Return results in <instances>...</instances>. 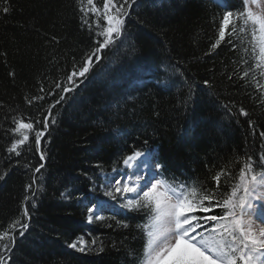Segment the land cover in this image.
I'll list each match as a JSON object with an SVG mask.
<instances>
[{"label":"trees","instance_id":"16d2710c","mask_svg":"<svg viewBox=\"0 0 264 264\" xmlns=\"http://www.w3.org/2000/svg\"><path fill=\"white\" fill-rule=\"evenodd\" d=\"M9 2L10 13L0 11V174L8 171L0 181V230L20 214L23 197L30 195L25 185L32 172L24 165L41 163L32 136L33 151L25 146L20 157L7 159L10 118L42 119L56 97L32 105L24 97L44 95L41 85L48 90L53 82L66 84L73 66L78 69L95 40H102L81 27L76 0ZM221 11L212 0H139L124 35L103 49L99 60L93 58L86 78H79L83 82L78 80L79 87L53 109L56 123L42 141L45 168L37 174L43 191L33 198L35 208L29 202V228L17 236L10 264H126V249L142 247L136 224L144 217L121 209L104 190L105 177L112 180L133 149L154 153L169 179L198 178L212 186L211 175L222 165L261 151L264 105L249 95H256L252 85L228 80L238 53L225 42L205 55L216 37L218 17L213 18ZM188 84L192 98L184 105ZM240 107L250 116L239 115ZM248 119L257 126L255 138ZM88 201L105 204L104 221L86 222ZM113 216L130 227H117ZM81 235L102 242L104 251L69 249L67 243Z\"/></svg>","mask_w":264,"mask_h":264},{"label":"snow or ice","instance_id":"6c2138e0","mask_svg":"<svg viewBox=\"0 0 264 264\" xmlns=\"http://www.w3.org/2000/svg\"><path fill=\"white\" fill-rule=\"evenodd\" d=\"M76 2L81 13V27H87L90 33L94 32L102 40H95L96 46L85 54L78 69L73 66V71L65 78L66 84L53 82L54 87L48 90L41 85L39 92L44 95L24 97L28 105L45 100V96L56 97L41 113L42 119L37 117L33 120L22 114L10 118L13 126L6 129V134L10 135V143L6 147L7 159L13 155L20 157L25 146L28 151H33L30 144L32 136L34 151L39 154L41 163L34 167L24 165L32 172L31 182L25 185V192L30 195L23 197L20 214L0 230V264L12 261L17 236L23 237L29 228V202L35 208L33 198L43 191V184L38 183L42 181V176L37 174L45 168L43 161L46 160V153L42 150V141L50 125L56 123L53 109L65 102L68 99L66 94L75 91L83 82L79 78H86L93 67V58L99 60L100 52L124 35L126 20L134 6L139 5V0H101L100 6L96 0ZM156 2L153 0L154 4ZM212 2L222 11L213 18L216 20L218 17L216 37L205 55L214 52L222 43L229 44L238 53V59L232 62L233 70L228 80L232 81L235 77L237 81H243L245 87L252 85L256 95H249L254 102L264 105V0ZM160 3L163 4V0ZM11 10L9 0H0L3 14L7 15ZM176 71L180 72L179 68ZM9 75L14 76V73ZM180 75L183 76V73ZM203 83L207 88L212 87L209 80ZM187 87V98L182 101L184 105L192 98V85ZM239 115L249 117L250 113L240 107ZM247 123L255 138L258 131L255 121L248 119ZM258 135L264 138V131H259ZM260 147L261 151L255 154V158L245 152L243 156L237 155L234 161L222 165L211 175L214 186L198 178L184 181L175 177L169 179L163 175L161 170L164 165L156 160L154 153L133 149L131 154L126 155L123 164L134 171L126 174L123 180L105 177L107 183L104 190V196L118 201L121 209L144 217L143 222L136 224L143 239L142 247L126 249V264H264V143ZM16 163L19 164V161ZM141 165L148 168L152 177L143 183L145 177L139 174ZM7 175L8 171L0 174V181ZM102 206L103 202L84 203L88 224L106 219L99 214ZM111 219L115 220L117 227H130L125 220H117L115 216ZM67 247L80 253L104 251L102 242L98 244L96 238L87 240L82 235L68 242Z\"/></svg>","mask_w":264,"mask_h":264},{"label":"rangeland","instance_id":"374dc122","mask_svg":"<svg viewBox=\"0 0 264 264\" xmlns=\"http://www.w3.org/2000/svg\"><path fill=\"white\" fill-rule=\"evenodd\" d=\"M133 171H134L133 169H128V168H126L125 165H123V172H121V173L118 174L119 177L117 179L123 180V179L126 178V174L132 173ZM139 174L144 175V177H145V180L142 181V183L143 182H147L148 180H150L152 178L151 177V172L148 170V168L144 167L143 165H141L140 173ZM129 195H131V194H129Z\"/></svg>","mask_w":264,"mask_h":264}]
</instances>
